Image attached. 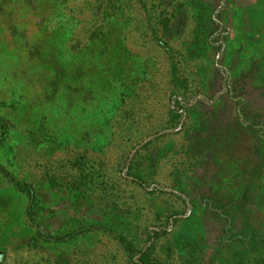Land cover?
Listing matches in <instances>:
<instances>
[{
	"label": "rangeland",
	"instance_id": "obj_1",
	"mask_svg": "<svg viewBox=\"0 0 264 264\" xmlns=\"http://www.w3.org/2000/svg\"><path fill=\"white\" fill-rule=\"evenodd\" d=\"M0 264H264V0H0Z\"/></svg>",
	"mask_w": 264,
	"mask_h": 264
},
{
	"label": "trees",
	"instance_id": "obj_2",
	"mask_svg": "<svg viewBox=\"0 0 264 264\" xmlns=\"http://www.w3.org/2000/svg\"><path fill=\"white\" fill-rule=\"evenodd\" d=\"M166 46H168V45L166 44Z\"/></svg>",
	"mask_w": 264,
	"mask_h": 264
}]
</instances>
